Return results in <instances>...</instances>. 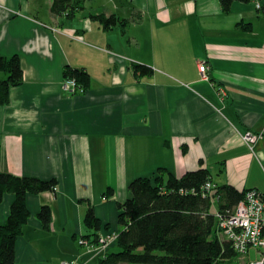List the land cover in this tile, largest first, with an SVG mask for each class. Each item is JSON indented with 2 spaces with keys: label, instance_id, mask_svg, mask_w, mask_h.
Instances as JSON below:
<instances>
[{
  "label": "crops",
  "instance_id": "crops-1",
  "mask_svg": "<svg viewBox=\"0 0 264 264\" xmlns=\"http://www.w3.org/2000/svg\"><path fill=\"white\" fill-rule=\"evenodd\" d=\"M51 3L0 0V56L19 55L24 72L0 105V173L59 181L56 193L27 195L16 264H98L107 250L87 244L88 202L99 236L114 235L129 185L159 169L181 178L202 167L216 185L264 195V0L229 12L220 0H88L71 19L52 16ZM93 14L131 22L104 30ZM67 67L87 69L90 86L65 92ZM13 200L5 196L0 223ZM46 205L49 231L37 214ZM69 229L86 238L80 249ZM53 244L63 251L55 260ZM258 258L251 250L244 261Z\"/></svg>",
  "mask_w": 264,
  "mask_h": 264
},
{
  "label": "trees",
  "instance_id": "trees-1",
  "mask_svg": "<svg viewBox=\"0 0 264 264\" xmlns=\"http://www.w3.org/2000/svg\"><path fill=\"white\" fill-rule=\"evenodd\" d=\"M87 1L53 0L51 14L56 18L66 16L71 19L86 9ZM235 1L257 0H220L224 12H229ZM90 19L104 30H112L118 25L126 30L131 22L116 14H93ZM134 67L140 76H151L153 72L151 67L141 64ZM65 70V77L75 78L83 90L90 86L87 69L67 67ZM23 79L19 55L0 56V105L9 103L11 89L19 87ZM157 173L155 179L138 178L129 185L131 197L118 205L116 251L107 252L98 264H249L241 259L233 243L220 234L218 219L212 211L213 197L219 198L220 213L225 215L244 200L245 191L241 193L233 185L224 184L216 185L215 194L207 193L203 186L212 180V174L202 167L188 171L181 178L161 169ZM58 184L56 179L44 181L37 177L0 173V206L7 194L14 195L8 218L0 223V264H16V243L31 216L27 195L46 191L56 193ZM109 193L114 192L110 190ZM37 214L44 229L51 230L50 206H43ZM84 222L93 231V242L97 244L104 223L98 219L91 202H88Z\"/></svg>",
  "mask_w": 264,
  "mask_h": 264
},
{
  "label": "built area",
  "instance_id": "built-area-1",
  "mask_svg": "<svg viewBox=\"0 0 264 264\" xmlns=\"http://www.w3.org/2000/svg\"><path fill=\"white\" fill-rule=\"evenodd\" d=\"M260 9V4L257 3ZM200 71L205 75L207 71L206 64H200ZM82 89L79 82L74 78H66L63 83V90L69 94L77 93ZM256 136L251 134L246 135V141L252 143ZM214 187L212 183H207L205 190L210 192ZM218 219V228L220 234L229 239L234 246V249L239 253L242 260L247 258L251 250L258 251V262H251L249 264H264V195L259 194L258 191H248L244 201L237 204L233 210H229L227 214L222 215L220 211L215 213ZM118 238V233L114 235L103 236L100 239L99 247L106 250L109 243ZM86 242V241H85ZM87 243V242H86ZM84 243V244H86ZM88 244V243H87ZM89 245V244H88ZM103 245V247H102ZM95 245H90L91 250L96 248ZM247 262V261H245ZM62 264H78L77 261L65 262Z\"/></svg>",
  "mask_w": 264,
  "mask_h": 264
},
{
  "label": "rangeland",
  "instance_id": "rangeland-1",
  "mask_svg": "<svg viewBox=\"0 0 264 264\" xmlns=\"http://www.w3.org/2000/svg\"><path fill=\"white\" fill-rule=\"evenodd\" d=\"M35 1H37V0H35ZM39 1H41L42 2V5H45V7H48L49 5V0H39ZM53 0H51V2H52ZM97 3H100L102 0H95ZM100 1V2H99ZM67 78V77H66ZM65 78V79H66ZM70 95H75V93L74 94H70ZM218 208V203L217 202H214V206H213V208H212V211L213 212H215L216 211V209ZM67 231V236H68V238H69V240L73 243V244H75V246H77V245H79V246H77V248L78 249H80V247H81V245H80V242L82 243V245H84V242H85V240L84 239H86V238H82L80 241H73V239H72V233H71V231H70V229L69 230H66ZM94 240H92V241H89L88 242V244L89 245H95V243L93 242ZM76 243H77V245H76ZM117 241L116 240H114V241H112L111 243H109V246L107 247V252H109V251H113V249L112 248H114L115 247V249H116V246H117ZM86 246H88V245H86ZM96 246V245H95ZM52 247H53V249L56 251V255L55 256H52V258L54 259V258H60L59 256H60V254L61 253H63V251H62V248L60 247V246H57L56 244H53L52 245ZM102 247H103V245H102ZM76 248V247H75ZM76 248V249H77ZM254 251V250H253ZM52 253V255H54V253L53 252H51ZM44 254V256L45 257H48V253H43ZM253 256H255V254H253ZM55 260V259H54ZM63 263H65V262H63ZM62 264V263H61Z\"/></svg>",
  "mask_w": 264,
  "mask_h": 264
},
{
  "label": "clouds",
  "instance_id": "clouds-1",
  "mask_svg": "<svg viewBox=\"0 0 264 264\" xmlns=\"http://www.w3.org/2000/svg\"><path fill=\"white\" fill-rule=\"evenodd\" d=\"M212 183V185H214V187L211 189V191L209 192V193H212V194H215V191H214V189H215V187H216V184H214L213 182H212V180H210L208 183ZM207 184V183H206ZM206 184L203 186V190L204 191H206L205 190V186H206ZM256 189H254L253 191H255ZM248 191H252V190H248ZM248 191H246L245 192V194L248 192ZM207 193H208V191H206ZM260 194H262V193H260ZM246 196V195H245ZM219 201V198L218 197H213V205H212V207L214 206V202H218ZM244 201V200H243ZM242 202V201H241ZM220 208L218 207L217 209H216V211H215V213L217 212V211H220L219 210ZM116 233V232H115ZM117 233H118V231H117ZM118 235H119V233H118ZM103 237V236H102ZM101 237V238H102ZM100 238V239H101ZM86 242H87V240L86 239H84ZM100 242V241H99ZM99 242L97 243V244H95L96 246H99L98 244H99ZM247 261H249V260H247Z\"/></svg>",
  "mask_w": 264,
  "mask_h": 264
},
{
  "label": "flooded vegetation",
  "instance_id": "flooded-vegetation-1",
  "mask_svg": "<svg viewBox=\"0 0 264 264\" xmlns=\"http://www.w3.org/2000/svg\"><path fill=\"white\" fill-rule=\"evenodd\" d=\"M104 236V235H103ZM118 237H119V235H118ZM118 239V238H117ZM117 239H116V241H117Z\"/></svg>",
  "mask_w": 264,
  "mask_h": 264
}]
</instances>
